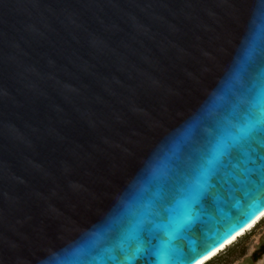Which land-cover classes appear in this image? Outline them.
<instances>
[{
    "label": "water",
    "instance_id": "obj_1",
    "mask_svg": "<svg viewBox=\"0 0 264 264\" xmlns=\"http://www.w3.org/2000/svg\"><path fill=\"white\" fill-rule=\"evenodd\" d=\"M245 106L264 108V0H0V264H156L136 221ZM240 161L152 240L163 264L264 211V166Z\"/></svg>",
    "mask_w": 264,
    "mask_h": 264
},
{
    "label": "snow or ice",
    "instance_id": "obj_2",
    "mask_svg": "<svg viewBox=\"0 0 264 264\" xmlns=\"http://www.w3.org/2000/svg\"><path fill=\"white\" fill-rule=\"evenodd\" d=\"M241 156L244 164L264 166V108L254 111L245 106L241 114L233 112L230 119L210 129L205 147L190 157L166 191L161 189L153 209L136 221L138 235L149 237L143 251L155 256L156 264L171 257L162 242L153 245L152 240H159L160 232L171 239L184 228L195 217L196 206L214 187L221 170L237 167Z\"/></svg>",
    "mask_w": 264,
    "mask_h": 264
},
{
    "label": "rangeland",
    "instance_id": "obj_3",
    "mask_svg": "<svg viewBox=\"0 0 264 264\" xmlns=\"http://www.w3.org/2000/svg\"><path fill=\"white\" fill-rule=\"evenodd\" d=\"M263 219L264 217L256 223L254 227L238 237L232 244L228 245L204 264H229L231 260L247 253L257 233V226ZM258 264H264V255L262 259L258 261Z\"/></svg>",
    "mask_w": 264,
    "mask_h": 264
},
{
    "label": "bare ground",
    "instance_id": "obj_4",
    "mask_svg": "<svg viewBox=\"0 0 264 264\" xmlns=\"http://www.w3.org/2000/svg\"><path fill=\"white\" fill-rule=\"evenodd\" d=\"M264 217V211L258 215L250 224H248L245 229L239 231L238 233H236L233 237H231L229 240H227L223 245H221L218 249L214 250L213 252H211L210 254H208L206 257H204L203 259H201L200 261H198L195 264H204L206 261H208L209 259H211L213 256H215L217 253H219L220 251H222L224 248H226L228 245L232 244L238 237L242 236L243 234H245L248 230H250L252 227L255 226L256 223H258L262 218Z\"/></svg>",
    "mask_w": 264,
    "mask_h": 264
},
{
    "label": "flooded vegetation",
    "instance_id": "obj_5",
    "mask_svg": "<svg viewBox=\"0 0 264 264\" xmlns=\"http://www.w3.org/2000/svg\"><path fill=\"white\" fill-rule=\"evenodd\" d=\"M264 233V219L258 224L257 226V233L251 243V246L249 248V251H247V253H250L251 252V255L254 259H257L259 258L260 256L263 257L264 255V242L261 243L259 245L258 248H252V245L257 241V239ZM245 253V254H247ZM245 254L241 255L240 257L236 258V259H233L230 261L229 264H233L234 262L238 261L242 256H244Z\"/></svg>",
    "mask_w": 264,
    "mask_h": 264
}]
</instances>
